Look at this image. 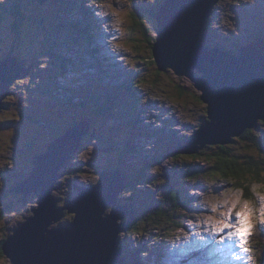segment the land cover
Wrapping results in <instances>:
<instances>
[{
	"label": "rangeland",
	"instance_id": "obj_1",
	"mask_svg": "<svg viewBox=\"0 0 264 264\" xmlns=\"http://www.w3.org/2000/svg\"><path fill=\"white\" fill-rule=\"evenodd\" d=\"M160 2L135 0L133 6L129 0H24L21 10L25 20L21 40L16 41L12 17L3 8L7 0H0V56L12 52L24 59L26 66L32 65L25 78L12 84V93L4 98L6 105L0 110V242L17 233L12 228L26 221L38 205L35 192H19L27 187L34 155L61 136L81 110H92L93 105L101 107L100 116L90 119L80 149L61 165L52 194L59 206L64 205L79 192L77 187L95 183L99 171L119 169L123 177L121 168H125V187L112 199L108 197L100 216L113 219L114 226L118 222L119 228L136 212L134 222L138 225L133 234L124 229L119 243H109L104 250L115 260L113 264H258L252 257L264 243L258 231L248 243L250 251L244 253L234 240L214 229L215 221L223 218L221 212H229L237 197L241 203L252 201L253 207L264 210L259 191L264 178L253 183L242 180L217 193L213 189L228 182L205 173L209 164L205 155L197 160L169 156L172 148L186 144L199 129L207 118V104L196 102L201 100V91L186 75L179 76L171 68L159 71L153 60L155 11ZM107 3L117 5L121 22L117 23ZM94 9L101 15H95ZM208 16L210 47L225 43L224 51L238 54L243 44L264 36V0H218ZM136 84L139 90L133 87ZM9 117L19 119L8 123ZM251 129L264 138L262 123L257 121V127ZM232 139L228 144L237 154L261 156L253 144L239 136ZM205 146L213 144L203 148L211 151ZM144 162L149 167L144 168L142 184L127 187L128 176ZM174 169L183 175L172 178ZM178 184L180 209L167 198ZM203 187L208 191H201ZM152 203L157 210L150 207ZM118 206L127 213L119 219L116 216L123 213ZM213 207L216 212L204 211ZM73 217L65 212L49 228ZM0 264L11 261L0 253Z\"/></svg>",
	"mask_w": 264,
	"mask_h": 264
},
{
	"label": "water",
	"instance_id": "obj_2",
	"mask_svg": "<svg viewBox=\"0 0 264 264\" xmlns=\"http://www.w3.org/2000/svg\"><path fill=\"white\" fill-rule=\"evenodd\" d=\"M217 2L163 0L155 13L157 28L152 56L158 70L166 71L171 67L176 74L186 75L201 91V101L207 104L209 116L200 127L207 133L198 137L192 148H185L182 151L185 153L196 152L205 142L224 145L264 119V36L243 44L238 54L205 44L207 16L212 14ZM30 68L32 65L26 66L19 56L0 57V109L4 98L12 93V84L25 78ZM89 123L90 119L82 120L57 137L56 153H52L48 145L45 151L34 155L33 171L25 181L27 187L19 192L25 195V192L36 191L38 205L34 215L17 230L25 246L18 237L6 238L1 245L2 253L9 257L11 264H113L115 261L109 259L104 250L109 243H119L116 235L120 227L117 228L118 222L114 226L113 219L103 220L100 213L104 204L109 203L108 197L112 199L113 194L125 187L119 169L99 171L102 179L98 184L82 186L83 191L86 188L93 195L84 196L81 191L67 199V209L75 214L73 220L48 229L50 221L63 214V208L52 194L60 175L59 168L70 154L80 149ZM87 199H101L102 203L86 204ZM81 200L85 201L83 205L79 204ZM118 207L123 215L116 217L123 218L126 212ZM135 214L124 222L125 229L135 220ZM29 237L35 238L36 244L30 242Z\"/></svg>",
	"mask_w": 264,
	"mask_h": 264
},
{
	"label": "trees",
	"instance_id": "obj_3",
	"mask_svg": "<svg viewBox=\"0 0 264 264\" xmlns=\"http://www.w3.org/2000/svg\"><path fill=\"white\" fill-rule=\"evenodd\" d=\"M23 1L24 0H7V3H5L3 6V8L5 9V12L10 14L12 17L11 29L15 34L16 41L21 40V28H22V24L25 20L24 14L21 10V3ZM161 2L157 6V8L160 7V5L162 4ZM1 18H2V15L0 14V19ZM210 24L212 25L211 21H210ZM205 40L207 41L206 44H209L208 42H210V41H208V40H210V36H209L208 32H206ZM218 46L221 48L223 47L224 49L226 48L225 43H223V44L218 43ZM7 54H13V53L8 52ZM104 100L105 99L103 98V100L101 102L103 103ZM2 105L4 107L6 105V103L3 101ZM91 108H92V110H90V109H88L87 111L81 110L78 113L79 118L71 119L67 125H71V126L75 125L80 118L84 120V119H92L96 116H100V111H101L100 106H93L92 105ZM55 118L58 119L57 116H55ZM32 119H33V117H32ZM16 121H17L16 118H12L11 120H9V118H8L6 120V122H8V123H12V122L16 123ZM28 122L31 124L30 120H28ZM26 123H27V121H26ZM259 123L260 124L262 123L264 125V119L260 120ZM67 125H66V127H67ZM66 127H64V129ZM15 134L18 135V132ZM16 135H15V137H16ZM239 138L253 144V146H256L257 149L259 150V152L261 153V156L250 154V153H246L244 155H239L236 152H234V150L231 148V146L229 144H230V142L232 143L234 140H236V138H233L234 140L231 139V141L228 142L229 144L228 143L224 144V145L213 144V146H205L207 149H210L211 151H206V149H203L204 148L203 147V148L198 149L194 153H185V154L192 155V156H198V157L205 155L204 157L207 159V162L209 163L208 166L206 167L205 173L209 176L214 177L213 173H218V175H215L216 177L223 179L226 182L231 181L233 185H239L242 180L246 181V182H250V183L257 182L260 180L261 177L264 178V138L257 136L252 129L245 130L241 134V136H239ZM208 145H211V144H208ZM173 149L174 148L171 149L172 151L170 152L169 156L170 157H174V156L175 157H181L180 155H178L181 152H176L175 149L174 150ZM42 150L45 151V149H40L39 151L42 152ZM121 162L124 163L123 161H121ZM32 167H33V165H32ZM146 167H149V164L144 162L143 165L140 167V169H137V171L134 170L132 175L128 176L129 181L126 183V186L127 187H133V189H134L138 185L142 184L143 179H144L143 177H145V174H144L145 169L144 168H146ZM121 169L124 170L125 173H128L125 170V168H121ZM197 171H198V169H197ZM124 172H123V175H124ZM178 172H180V171L174 169L173 173L175 174V177L173 174H170V176H172V178H177V176L183 175V173H181V172L178 173ZM190 176H192V173L189 174V177ZM193 176H194V174H193ZM173 180H175V179H173ZM168 182H169V180H168ZM178 186H179V184L176 185V187L173 188L172 191H170V193H168L169 195L167 197L168 199H170L172 201V203H173L174 207H176V209H180L181 207H183L182 200L180 199L181 194H180V191L178 189ZM12 189H13V187L11 188V190ZM154 204H155V202H154ZM150 207H153L154 210H157V207H154L153 203L150 205ZM2 211H4V210H2ZM136 225H138V222H132L128 226V233L133 234L134 229H136ZM253 243H255V242L253 241ZM1 245H2V241L0 242V249H1ZM255 246H257V243H255ZM263 246H264V243L262 245V248H260L259 251L256 250L253 253L254 255H252V257L255 258V260L258 262V264H260L262 259L264 258ZM253 248H254V245H253ZM254 250H255V248H254ZM0 253H2L1 250H0Z\"/></svg>",
	"mask_w": 264,
	"mask_h": 264
},
{
	"label": "snow or ice",
	"instance_id": "obj_4",
	"mask_svg": "<svg viewBox=\"0 0 264 264\" xmlns=\"http://www.w3.org/2000/svg\"><path fill=\"white\" fill-rule=\"evenodd\" d=\"M129 3H131L133 6L135 4V0H129ZM237 3H239V0H237ZM108 9L111 10V14L113 16H116L117 23L121 22V13L117 11V5H114L113 3H107L105 5ZM94 14L99 16L101 13L99 11H96L94 9ZM107 15V13H105ZM137 16L140 14L137 12ZM46 67V65H45ZM136 75H139L137 72ZM144 81L141 80L140 84H143ZM137 90H139V84L133 85ZM193 99H196V97H193ZM197 103H201V100H196ZM12 117H9V120H11ZM19 119V117H17ZM14 136L15 134L12 133ZM185 160H197L199 159L198 156H192V155H185L183 157H180ZM178 159V157H173V160ZM9 163H11L9 161ZM155 171L159 172L160 169L156 168ZM213 175H218V173H213ZM96 178V182L92 183L91 181L87 182V185L89 187L95 186V184H98L99 181L102 179V176L97 174L94 176ZM232 186V182H228L227 185L216 187L213 190L217 193L221 191H226L230 189ZM203 192H207L208 188L203 187L201 189ZM259 191L262 193L260 199L261 201H264V182L261 183ZM198 198V197H194ZM252 201L240 202V198L237 197L235 202L232 204V208L229 212L224 213L221 212L222 219L215 221V233L218 234H226L227 238L229 240H234L236 242V246L244 253H248L250 251V248L248 247V243L252 236L258 231L261 236H264V210H261L260 207H253ZM204 211H210V212H216L217 209L215 207L211 209H204ZM209 219H213V217H209ZM223 239V236L221 237ZM261 264H264V259H262Z\"/></svg>",
	"mask_w": 264,
	"mask_h": 264
},
{
	"label": "bare ground",
	"instance_id": "obj_5",
	"mask_svg": "<svg viewBox=\"0 0 264 264\" xmlns=\"http://www.w3.org/2000/svg\"><path fill=\"white\" fill-rule=\"evenodd\" d=\"M38 2H39V0H38ZM163 2V1H162ZM161 2V3H162ZM90 9V8H89ZM158 9V8H157ZM156 12V11H155ZM95 47V46H94ZM223 48V47H222ZM224 52V51H223ZM3 56V55H2ZM1 57V56H0ZM168 68H171V67H168ZM172 69V68H171ZM179 76H183L184 74H178ZM4 101V100H3ZM3 103V102H2ZM3 108V107H2ZM208 114H207V118H205V119H203V121H202V123H200L199 124V129L197 130V131H195L194 132V134L188 139V141L186 142V144H180V145H182V146H176V148H175V151H180V152H182V151H184V149L185 148H192V146H193V144H194V142L195 141H197V139H198V137H200V136H204V135H206V130H200V127H201V124H203L204 122H205V120H207L208 119ZM69 127H71V125H69L67 128H66V130L69 128ZM255 127H257V126H255ZM247 129H251V128H247ZM246 129V130H247ZM65 130V131H66ZM200 130V131H199ZM199 132V133H198ZM65 132H63L62 134H64ZM198 133V135H196ZM53 141V143L51 142V143H49L48 145H49V149H50V151L52 152V153H56L58 150H57V148H56V146L54 145V141H55V138L52 140ZM205 144H207L206 142L205 143H203V144H200V146L197 148V150L198 149H200V148H203L204 147V145ZM208 144H210V143H208ZM196 150V151H197ZM43 152V151H42ZM39 153H41V152H39ZM185 153V152H184ZM61 169H63V167H60L59 168V174H60V170ZM111 170V169H110ZM73 172V171H72ZM123 177H124V179H125V176L123 175ZM123 180V179H122ZM56 183H57V179H56ZM56 183H55V185H56ZM55 185H54V188L53 189H55ZM84 187L85 186H87V185H83ZM83 187L80 185L79 187H77V189H78V191L79 192H81L84 196H91V195H93V193L92 192H89L86 188H84V191H83V189H82ZM14 190V189H13ZM32 192H35L36 193V191H34V190H31ZM36 196H37V193H36ZM100 198V197H99ZM68 199V198H67ZM67 199H66V203L64 204V205H61L60 207H62L63 208V214L61 215L62 217H63V215L65 214V212H67V213H73L72 211H69L68 209H67V207H66V205H67ZM26 201V198H24V201L23 202H25ZM57 201H58V199H57ZM86 201V204H91L92 202H97V203H99V205H101V203H102V200L100 199H96V200H90V199H87V200H85ZM85 201H83V200H81V201H79V204H81V205H83L84 203H85ZM36 203H37V199H36ZM68 206V205H67ZM104 206H106V204H104ZM37 207V206H36ZM36 207H33L32 209H31V211H32V213L33 214H31V215H29V217L27 218L26 217V221L29 219V218H31V216H33L34 215V208H36ZM115 207H113V209H114ZM127 215V213H125V216ZM58 217V218H54V219H52L51 221H50V223H49V225L51 226L54 222H57V221H59L62 217ZM73 216H75V214L73 213ZM74 218V217H73ZM73 219H71V220H69V221H72ZM129 220H131V218L129 219ZM135 220H136V218H135ZM25 222V221H24ZM24 222H21V224H19L20 226H16V227H14V228H12V231H15V229L16 230H18V229H20V227H21V225H22V223H24ZM68 222V221H67ZM126 222V221H125ZM134 222V221H133ZM64 223V222H63ZM122 223V222H121ZM131 224V223H130ZM129 224V225H130ZM48 225V226H49ZM125 225V223H122V224H120V230L118 231V234L116 235V240H120V238H119V235H120V233L122 232V231H124V226ZM128 225V226H129ZM59 226H61V224L59 225ZM59 226H57V227H53V228H58ZM128 226H127V228H126V230L128 229ZM48 229H52V228H48ZM193 229L191 228V231H192ZM15 238V237H18V240H19V242L20 243H22L23 245H24V241H23V237H22V235L20 234V233H13V234H11V235H9L7 238ZM22 237V238H21ZM259 237H261V235H260V233H259ZM259 237H258V239H259ZM262 238H263V236H262ZM261 240V239H260ZM29 241L30 242H33V243H35L36 244V242H37V240L35 239V238H32V237H29ZM26 242V241H25ZM262 244H263V242H262ZM25 246V245H24ZM122 247H124V245H122ZM124 249V248H123ZM124 253V252H123Z\"/></svg>",
	"mask_w": 264,
	"mask_h": 264
},
{
	"label": "flooded vegetation",
	"instance_id": "obj_6",
	"mask_svg": "<svg viewBox=\"0 0 264 264\" xmlns=\"http://www.w3.org/2000/svg\"><path fill=\"white\" fill-rule=\"evenodd\" d=\"M81 119V118H80Z\"/></svg>",
	"mask_w": 264,
	"mask_h": 264
}]
</instances>
